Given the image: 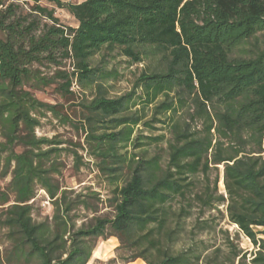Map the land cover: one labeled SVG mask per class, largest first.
<instances>
[{"label":"trees","instance_id":"16d2710c","mask_svg":"<svg viewBox=\"0 0 264 264\" xmlns=\"http://www.w3.org/2000/svg\"><path fill=\"white\" fill-rule=\"evenodd\" d=\"M23 1L34 16L17 15L18 5L0 0V178L10 177L6 188L0 183V230L10 243L0 264H86L90 242L109 236L131 252L126 262L264 264V48L236 55L264 32V0ZM41 2L65 8L76 27L62 25L54 7ZM38 17L49 23L40 27ZM116 49L131 63L155 58L162 65L140 73L134 85L140 95L107 96L105 82L118 75L92 61ZM67 61L70 72L62 69ZM45 62L57 67L52 77L32 68ZM74 78L81 90L95 92L78 103L80 130L114 186L113 215L94 216L75 230L73 206L89 205L70 199L57 180L66 148L56 137L35 135L48 114L73 121L24 89L61 79L60 92L72 95ZM157 124L170 137L154 135ZM162 142L165 158L161 148L149 156L143 148ZM69 151L79 168L78 151ZM220 165L225 195L217 190ZM37 189L49 197L50 221L33 219ZM219 205L256 248L248 262L229 239L224 247L191 239L173 248L192 207ZM207 227L197 219L199 231Z\"/></svg>","mask_w":264,"mask_h":264},{"label":"rangeland","instance_id":"374dc122","mask_svg":"<svg viewBox=\"0 0 264 264\" xmlns=\"http://www.w3.org/2000/svg\"><path fill=\"white\" fill-rule=\"evenodd\" d=\"M68 3H79L82 0H61ZM9 2H14L17 7V15H31L32 12L27 2L23 0H5V6ZM42 5L48 7H54L52 4H47L41 2ZM55 15L60 19L62 25L76 27L77 23L75 19L70 15V13L64 8L54 7ZM34 16V15H31ZM32 19V18H29ZM40 21V27L44 23H49L47 19L38 17ZM256 39H250L246 45L241 49L236 50V55L240 56H251L254 55L259 49L264 48V32L257 33ZM102 55L96 54L93 58V64H98L107 70L114 69L116 71L117 77H112L110 80L105 82L104 87L107 91V96H119L125 94L126 92L135 90L136 95L141 94L139 88H134L137 79L140 77L141 72H151L155 68L160 69L162 65L158 63L157 59H144L140 63H131L130 60L120 54L119 50H114L109 55L105 52ZM66 66L62 67L63 70L68 72L72 71L70 62H66ZM32 68L39 69L40 74L44 77H52L54 71L57 67L53 64L44 63L43 65L35 64ZM61 79H57L56 82L52 83L46 87H33L31 83L26 84L24 89L28 90L37 100L49 103L57 104L62 107L61 111L63 114H67L71 121L64 123L59 119L52 117L48 114L45 118H40V124L35 129V135L45 136L49 138L56 137L58 140H62V144L59 145L66 148L62 152L60 157V162L62 166L61 174L57 176V180L60 184L68 190L69 198H73L76 203L77 201L86 199L89 207L83 208L81 204L73 206L70 217L72 222L75 224L74 230L81 227L83 224L88 223L94 216H107L113 215V208L111 206V200L114 194L113 185L110 183L109 179L105 174L99 169V159L90 154V150H87V145L84 141V134L80 130V117H81V107L78 106L80 100L83 96L90 98L95 92L93 90H81V88L76 83V78L73 79L71 85V90L74 92L72 95L65 96L60 92L58 84L61 83ZM162 96L157 98L160 101ZM152 106V105H151ZM151 106L146 109L147 117L149 118L151 113ZM159 130L154 131L153 134L165 133L166 137H170L167 133L166 128H160V124L156 125ZM199 128L198 124H194ZM139 126L138 129H142ZM162 129V130H161ZM138 130L135 131V134ZM143 134H150L147 130L143 131ZM2 140V138H0ZM166 144L164 142L157 145H147L143 148L147 150V155H153L160 148V152L163 154L164 158L166 156ZM75 149L78 151V155L81 157V163L79 168H77V161L74 160L71 152L69 150ZM131 151L139 152V149H133L132 146H128ZM20 148H16L19 151ZM3 163V159L0 156V171ZM80 163V162H79ZM223 166H219L220 181L218 182L217 190L225 195V190L223 186ZM214 173V172H213ZM212 173V174H213ZM212 176V175H211ZM201 179V178H200ZM10 177L0 178V183L3 188H6L9 184ZM198 181V178L196 179ZM199 189V187H198ZM32 204V215L36 222H42V220L50 221V218L54 212L49 197L45 194L43 189H37L35 197L30 201ZM175 208L179 207L178 201H174ZM93 209L97 211L94 212ZM206 220L208 222V227L203 231L197 229V219ZM182 222V232L180 239L173 246L174 249L180 248L184 244H187L191 239L203 240L207 245L221 246L224 247L227 240L233 241L237 244L239 248H242L243 253L246 255V261L248 262L251 255L254 254L256 248L253 247L251 241L241 234L236 226L232 224L229 219H227L225 212V205H219L217 209L204 208L201 212L198 206H194L191 209V214L189 217L181 220ZM259 229V228H257ZM4 230H0V253L3 254L10 249V243L6 241ZM90 244L93 246L91 250V257L86 264H145L140 258L133 260L132 262H126L132 255L131 252L125 247L120 246L118 238L114 236H109L107 239H98L96 241H91ZM5 252V253H6ZM7 264V263H4Z\"/></svg>","mask_w":264,"mask_h":264},{"label":"bare ground","instance_id":"6f19581e","mask_svg":"<svg viewBox=\"0 0 264 264\" xmlns=\"http://www.w3.org/2000/svg\"><path fill=\"white\" fill-rule=\"evenodd\" d=\"M222 183V180L220 181V184Z\"/></svg>","mask_w":264,"mask_h":264}]
</instances>
